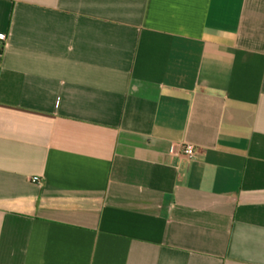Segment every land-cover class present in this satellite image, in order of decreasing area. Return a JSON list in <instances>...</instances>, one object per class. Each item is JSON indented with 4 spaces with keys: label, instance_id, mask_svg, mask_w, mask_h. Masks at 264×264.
<instances>
[{
    "label": "crops",
    "instance_id": "obj_1",
    "mask_svg": "<svg viewBox=\"0 0 264 264\" xmlns=\"http://www.w3.org/2000/svg\"><path fill=\"white\" fill-rule=\"evenodd\" d=\"M0 35V264H264V0H0Z\"/></svg>",
    "mask_w": 264,
    "mask_h": 264
},
{
    "label": "built area",
    "instance_id": "obj_2",
    "mask_svg": "<svg viewBox=\"0 0 264 264\" xmlns=\"http://www.w3.org/2000/svg\"><path fill=\"white\" fill-rule=\"evenodd\" d=\"M0 40L4 41L5 40V35H0ZM171 153L174 155H184L189 159H192L195 154H196V149L195 146L192 144H185V145H174L171 148ZM33 182L37 181V178L32 179Z\"/></svg>",
    "mask_w": 264,
    "mask_h": 264
},
{
    "label": "trees",
    "instance_id": "obj_3",
    "mask_svg": "<svg viewBox=\"0 0 264 264\" xmlns=\"http://www.w3.org/2000/svg\"><path fill=\"white\" fill-rule=\"evenodd\" d=\"M0 53H2V49H0Z\"/></svg>",
    "mask_w": 264,
    "mask_h": 264
}]
</instances>
